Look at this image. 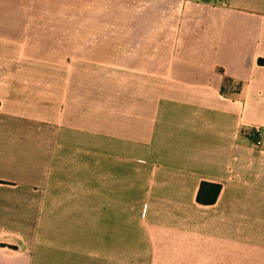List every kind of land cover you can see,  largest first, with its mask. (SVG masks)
Wrapping results in <instances>:
<instances>
[{"label": "crops", "instance_id": "0c3cea01", "mask_svg": "<svg viewBox=\"0 0 264 264\" xmlns=\"http://www.w3.org/2000/svg\"><path fill=\"white\" fill-rule=\"evenodd\" d=\"M256 128L264 0H0V264H264Z\"/></svg>", "mask_w": 264, "mask_h": 264}, {"label": "trees", "instance_id": "16d2710c", "mask_svg": "<svg viewBox=\"0 0 264 264\" xmlns=\"http://www.w3.org/2000/svg\"><path fill=\"white\" fill-rule=\"evenodd\" d=\"M220 189L221 187L218 184L201 182L196 195L197 203L201 205L214 204L220 192Z\"/></svg>", "mask_w": 264, "mask_h": 264}, {"label": "built area", "instance_id": "2783aa9c", "mask_svg": "<svg viewBox=\"0 0 264 264\" xmlns=\"http://www.w3.org/2000/svg\"><path fill=\"white\" fill-rule=\"evenodd\" d=\"M256 135L258 136V139L256 140V145H260L261 141L260 138L264 137V129L263 128H256L255 129Z\"/></svg>", "mask_w": 264, "mask_h": 264}]
</instances>
